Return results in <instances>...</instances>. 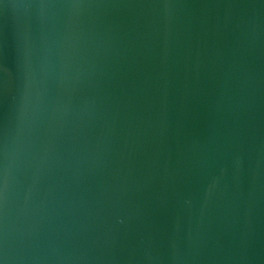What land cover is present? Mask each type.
<instances>
[{
  "label": "water",
  "instance_id": "water-1",
  "mask_svg": "<svg viewBox=\"0 0 264 264\" xmlns=\"http://www.w3.org/2000/svg\"><path fill=\"white\" fill-rule=\"evenodd\" d=\"M2 264H264V0H0Z\"/></svg>",
  "mask_w": 264,
  "mask_h": 264
},
{
  "label": "snow or ice",
  "instance_id": "snow-or-ice-1",
  "mask_svg": "<svg viewBox=\"0 0 264 264\" xmlns=\"http://www.w3.org/2000/svg\"><path fill=\"white\" fill-rule=\"evenodd\" d=\"M0 264H2V262H0Z\"/></svg>",
  "mask_w": 264,
  "mask_h": 264
}]
</instances>
